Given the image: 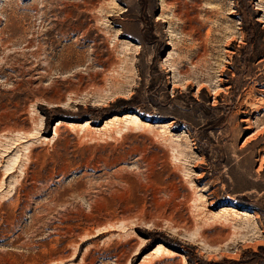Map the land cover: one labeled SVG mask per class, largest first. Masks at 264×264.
Instances as JSON below:
<instances>
[{
  "label": "rangeland",
  "instance_id": "obj_1",
  "mask_svg": "<svg viewBox=\"0 0 264 264\" xmlns=\"http://www.w3.org/2000/svg\"><path fill=\"white\" fill-rule=\"evenodd\" d=\"M0 264H264V0H0Z\"/></svg>",
  "mask_w": 264,
  "mask_h": 264
},
{
  "label": "bare ground",
  "instance_id": "obj_2",
  "mask_svg": "<svg viewBox=\"0 0 264 264\" xmlns=\"http://www.w3.org/2000/svg\"><path fill=\"white\" fill-rule=\"evenodd\" d=\"M121 120V119H124V120H128V122H129V119H131L132 121L134 120V122H140L141 124H145V125H149V126H152V124H150V123H148V122H144V121H142L139 117H138V115H136L135 113H125V114H123L122 116H117V115H115V116H112V117H110L109 119H108V121H116V120ZM107 121V122H108ZM68 124V125H80V126H82V127H86V126H89V122L88 121H85V122H82V123H80V124H76V123H71V122H64V121H62V120H57V122H56V124H55V126H54V128H53V136H55V135H57L56 134V132H57V127L58 126H60V125H62V124ZM163 124H161V125H153V126H162ZM43 139H49L48 137H45V136H43ZM26 149H27V147H26ZM18 156V155H17ZM17 156L14 154V156L11 158V160H13V161H17ZM13 161H11L12 163H14ZM10 166H12L11 164L8 166V167H10ZM165 247L162 245V244H157V246L154 248V250H153V252H156V251H159V250H161V249H164ZM166 250H167V248H165ZM172 253H174L173 251H171ZM149 254H151V252L150 253H148L147 255H149Z\"/></svg>",
  "mask_w": 264,
  "mask_h": 264
},
{
  "label": "trees",
  "instance_id": "obj_3",
  "mask_svg": "<svg viewBox=\"0 0 264 264\" xmlns=\"http://www.w3.org/2000/svg\"><path fill=\"white\" fill-rule=\"evenodd\" d=\"M50 125H52V122L51 123H48V126L50 127Z\"/></svg>",
  "mask_w": 264,
  "mask_h": 264
}]
</instances>
